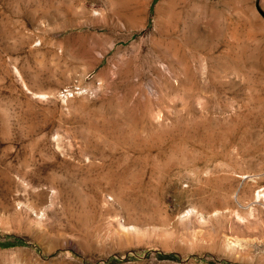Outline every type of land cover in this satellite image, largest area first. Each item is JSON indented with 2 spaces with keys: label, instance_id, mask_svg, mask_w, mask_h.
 I'll use <instances>...</instances> for the list:
<instances>
[{
  "label": "rangeland",
  "instance_id": "374dc122",
  "mask_svg": "<svg viewBox=\"0 0 264 264\" xmlns=\"http://www.w3.org/2000/svg\"><path fill=\"white\" fill-rule=\"evenodd\" d=\"M12 241L0 264H264V0H0Z\"/></svg>",
  "mask_w": 264,
  "mask_h": 264
},
{
  "label": "trees",
  "instance_id": "16d2710c",
  "mask_svg": "<svg viewBox=\"0 0 264 264\" xmlns=\"http://www.w3.org/2000/svg\"><path fill=\"white\" fill-rule=\"evenodd\" d=\"M17 241H12V242H8V243H0V246L5 247V246H12L16 243Z\"/></svg>",
  "mask_w": 264,
  "mask_h": 264
},
{
  "label": "built area",
  "instance_id": "2783aa9c",
  "mask_svg": "<svg viewBox=\"0 0 264 264\" xmlns=\"http://www.w3.org/2000/svg\"><path fill=\"white\" fill-rule=\"evenodd\" d=\"M64 92H65V93H67V94H70V95H71V92H70V93H68V91H66V90H65Z\"/></svg>",
  "mask_w": 264,
  "mask_h": 264
}]
</instances>
